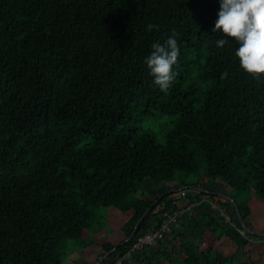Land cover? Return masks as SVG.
<instances>
[{"label": "trees", "instance_id": "trees-1", "mask_svg": "<svg viewBox=\"0 0 264 264\" xmlns=\"http://www.w3.org/2000/svg\"><path fill=\"white\" fill-rule=\"evenodd\" d=\"M219 8L0 0V264H63L69 243L87 240L107 208L130 217L124 240L99 244L96 264H250L215 245L227 237L245 249L260 238L241 233L251 209L234 192L264 201V76L241 68L234 37L217 45L226 35L214 31ZM173 29L181 52L164 92L145 57ZM155 114L173 118L161 140L141 126ZM198 175L195 194L175 197ZM149 180L178 185L149 196ZM182 202L190 209L172 234L131 251Z\"/></svg>", "mask_w": 264, "mask_h": 264}, {"label": "clouds", "instance_id": "clouds-1", "mask_svg": "<svg viewBox=\"0 0 264 264\" xmlns=\"http://www.w3.org/2000/svg\"><path fill=\"white\" fill-rule=\"evenodd\" d=\"M156 27L155 23L147 25L149 30ZM175 31L163 43L154 42L145 57L154 85L164 92L169 91L177 75L181 47ZM214 31L226 34L216 40L219 46L228 37L238 42L235 54L243 70L255 77L264 76V0H220Z\"/></svg>", "mask_w": 264, "mask_h": 264}, {"label": "rangeland", "instance_id": "rangeland-1", "mask_svg": "<svg viewBox=\"0 0 264 264\" xmlns=\"http://www.w3.org/2000/svg\"><path fill=\"white\" fill-rule=\"evenodd\" d=\"M172 121L173 118L171 117L162 114H155L150 117H143L141 119V126L143 127V129L149 130L152 134H154V137L157 140H161L163 133L169 129L170 123ZM198 180L199 175L188 178V183H191L193 187L188 190L181 189L177 191L175 197H178L181 200L187 197L189 194H195L196 188L194 185L198 182ZM177 185L178 181H174L170 184H165L162 188L159 189L155 187L153 183L149 180L148 194L149 196L151 194L155 195L161 193L169 187H171L172 190L175 191V187ZM211 187L213 190L219 191L221 194H231L230 189L222 185L221 182H216L215 184H212ZM234 193L239 194L240 200L245 202L250 207L251 211L256 209L258 213H261V215L263 214V217L261 218L263 219L264 224V201H262L260 198L253 194L242 193L239 191ZM214 204L218 206V203L214 202ZM181 208H187L184 202H182ZM100 214L103 215V217L99 219L98 224L95 226V229L92 231L91 236L87 240L71 241L69 243L68 256L66 257L63 264L67 263L73 253H79L82 255V257H84L86 255H89L90 252H93L92 264H96L98 260L103 257V249L99 247V244L101 245L103 242L106 241L118 243L125 239L121 227L124 222L129 219L130 215L124 214L116 208L103 209L100 211ZM252 225L253 224H251L250 228L252 230H255V228L253 227L255 225ZM261 237H264V234L263 236H260V238H254L253 240L255 242L248 245L245 249H240L229 238L223 237L220 241L216 243L215 248L217 252L223 254L224 256H230L231 254H235L243 260H248L250 264H264V238ZM105 262L106 264H111L112 258H108ZM86 264H89V261ZM162 264L169 263L164 260Z\"/></svg>", "mask_w": 264, "mask_h": 264}, {"label": "built area", "instance_id": "built-area-1", "mask_svg": "<svg viewBox=\"0 0 264 264\" xmlns=\"http://www.w3.org/2000/svg\"><path fill=\"white\" fill-rule=\"evenodd\" d=\"M213 208H216L217 205L214 204L212 201ZM190 209V206L187 208H182L180 212L176 213L173 217L166 220L159 229L150 231L146 233L144 236L140 237L138 241L133 245L131 248V251L139 250L143 248L146 245L156 244L159 240H162L165 236L172 234L173 231V225L177 223V219L180 217V215L185 212L186 210ZM223 216H225L226 221L230 222L231 218L226 212L225 209H220ZM243 235H246V230H240ZM129 254L125 256V258H128ZM124 259H119L115 262V264H123Z\"/></svg>", "mask_w": 264, "mask_h": 264}, {"label": "crops", "instance_id": "crops-1", "mask_svg": "<svg viewBox=\"0 0 264 264\" xmlns=\"http://www.w3.org/2000/svg\"><path fill=\"white\" fill-rule=\"evenodd\" d=\"M262 215H261V213H258L257 210L255 209V210L251 211V214L249 216V223L255 225V226H253V225L252 226L255 228L254 231L257 232L256 235H258V236H263V234H264V232H263L264 224H263V219L261 218V217H263ZM92 254H93V252H90L89 255L85 254L86 256L82 257V255L79 253H73L70 256V258L66 264H86L88 261H89V264H92V262H93L92 261L93 260Z\"/></svg>", "mask_w": 264, "mask_h": 264}, {"label": "water", "instance_id": "water-1", "mask_svg": "<svg viewBox=\"0 0 264 264\" xmlns=\"http://www.w3.org/2000/svg\"><path fill=\"white\" fill-rule=\"evenodd\" d=\"M236 208H237V207H236ZM237 212L239 213L238 208H237ZM139 223H140V222H139ZM139 223H138V225H139ZM138 225H137V227H136V230H137V228H138ZM242 226H243V229L246 230L247 233H249V234H257V232H255L254 230H252V229L246 224V222L242 221ZM105 257H106V256H105Z\"/></svg>", "mask_w": 264, "mask_h": 264}]
</instances>
